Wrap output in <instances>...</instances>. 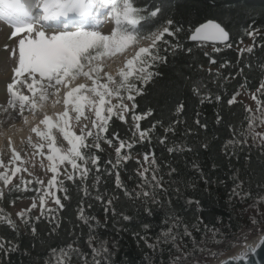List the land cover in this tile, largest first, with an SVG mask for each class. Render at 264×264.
Here are the masks:
<instances>
[{
    "label": "trees",
    "instance_id": "trees-1",
    "mask_svg": "<svg viewBox=\"0 0 264 264\" xmlns=\"http://www.w3.org/2000/svg\"><path fill=\"white\" fill-rule=\"evenodd\" d=\"M134 3L149 12L160 6L162 12L145 21L141 30L151 31L170 18L181 31L164 39L171 45L179 43L180 47L173 50L169 44H158L160 54L167 55V62L157 64L153 69L157 75L143 85L142 94L132 101L136 107L127 112L125 120L114 116L99 141L100 149H92L100 157V172L89 164L93 170L83 184L78 179L73 183L60 177L67 189V193H56L64 205L62 209L54 204L49 207L55 212L42 214L32 208L25 217L15 218L13 206L24 199L40 198L43 189L36 181L27 185L28 191H23V187L8 191L12 185L4 189L0 217L10 218L16 228L13 230L0 221V238L19 247L8 251L5 244L0 249V264H45L46 260L51 264L49 249L65 247L77 236L79 244L74 247H80L90 258L91 250L85 243L89 228L78 218L81 207L86 217L95 218V222L90 220L93 235L108 241L113 252L111 264H206L264 231V89L257 91L264 83V31H258L264 29V0H134ZM207 20L219 22L228 31V44L191 41L194 30ZM253 30L250 45L242 48L251 51L241 53L238 46L251 39L247 33ZM164 48L169 51L164 52ZM243 89L256 95L254 109L239 95L235 103H228ZM257 100L261 102L259 106ZM181 104L183 109L177 112ZM134 115L144 118L135 121ZM247 116L252 117L250 128ZM137 123L139 130L135 127ZM230 129L241 131L246 143L226 154L223 145L232 139ZM142 130H149L148 137L139 141L138 133ZM109 139L111 145L106 142ZM120 141L133 144L131 149L121 150V155L128 154L131 158L112 170L107 162H116ZM87 143L91 145L94 140L88 138ZM169 148L174 150L169 152ZM149 151L155 153L161 165L167 189L157 198V204L149 205L151 213L139 199H129L115 185V171H119L127 189H136L139 183L136 170L140 167L136 161L143 164V154ZM95 176H99V184L94 189ZM84 188L90 195L84 194ZM97 193L114 199L115 216L111 211L105 214V205L94 198ZM121 213L130 219L123 220ZM38 216L39 221L35 220ZM170 217H178L181 225L187 224L195 239H177V247L171 241L156 244L161 230L168 227L163 221L171 223ZM28 218L30 223H25ZM140 237H148L147 243L156 244L155 249L147 247ZM71 264L79 261L73 257Z\"/></svg>",
    "mask_w": 264,
    "mask_h": 264
},
{
    "label": "snow or ice",
    "instance_id": "snow-or-ice-1",
    "mask_svg": "<svg viewBox=\"0 0 264 264\" xmlns=\"http://www.w3.org/2000/svg\"><path fill=\"white\" fill-rule=\"evenodd\" d=\"M144 12H147V15H144ZM161 12L160 6H156L150 12L146 8H138L134 0H0V18L6 19L14 29L11 37L26 33L18 41V65L14 68L12 82L7 84V91L11 95V99L8 101L9 106L17 109L18 115L27 122V117L23 116L25 110L42 111L44 102L49 99L50 95L59 94L61 86L67 89L63 95L64 110L52 115L44 113L39 123L31 129L40 138V142L33 143L32 147L38 150L37 154L47 159L49 162L48 171L53 174L47 182L46 190L40 196L42 214L44 211L50 214L56 211L51 207H45L48 198H51L60 209L64 207L60 197L56 195L57 192L67 193V189L63 187L65 180L60 179L62 167L65 179L73 183L77 179L82 184L87 180L89 172L93 170L89 164L94 166L95 172H100V157L95 155L92 149H100L99 141L102 139V134L107 132L108 124L114 116L119 120H125L124 114L129 111V104L125 103V100L134 101L137 95H141L143 85L147 84L154 75H157L153 69L157 64L167 62L168 57L160 54L161 48L158 47V44L160 42L169 44L173 50L180 47L179 43L171 45L164 39L166 35L175 37L181 31V28L175 26V22L170 18L151 31L141 30L140 26L145 21L156 18ZM54 21L60 22L57 27L62 30L47 32L45 29L52 28L51 22ZM109 22L113 24L112 29L107 33L101 31L100 29ZM69 25L75 30H68ZM254 34L255 30L247 33L249 36ZM145 39L150 43L147 46H139L141 40ZM190 39L227 41L229 33L220 23L207 20L195 29ZM134 45L138 46L137 49L130 58L126 59L117 75L104 72L107 59L124 53ZM5 47L7 48V45ZM245 50L251 51V48L241 49V53ZM163 51L168 52L169 48H164ZM188 51L190 52L191 49ZM16 54L17 50L14 48L12 55ZM80 77L86 78L91 83L72 86L73 82ZM21 89H26L29 94H25ZM262 89H264V83L257 91ZM194 91L198 92L199 90L194 89ZM236 95H239V91L228 101L229 104L236 102ZM252 98L256 100V95L253 94ZM113 100H116V103H113ZM260 103L257 100L258 106ZM135 107L136 105L133 103L132 108ZM86 109L95 117L90 121L91 127L87 122L81 123L82 120H89V116L85 114ZM182 109L183 105L181 104L178 106L177 112ZM245 111L251 113L250 108H246ZM143 118L139 115L132 117L135 121ZM245 119L249 122L250 128L252 117L247 116ZM196 123L198 124L199 121L197 120ZM77 125L80 126L79 134L73 130ZM135 127L138 130L140 128L138 123ZM154 127L155 125H153ZM53 130H56L67 142V148L57 144ZM230 130L233 132L232 139L225 141L223 145L226 154H229L232 148L238 147L241 143H246L241 131ZM148 132L149 130L139 131V141H144L148 137ZM237 136H240L241 139L237 140ZM88 138H92L94 143L88 144ZM29 142H32L31 137H29ZM106 142L109 145L112 143L110 139ZM163 142L164 140L161 139L160 143ZM125 147L131 149L133 144L120 141L119 147L116 148V162L114 164L112 161L107 162L111 165L112 170L117 169L122 162H127L131 158L128 154L121 155V150ZM173 150L172 148L168 149L169 152ZM12 152L13 156L7 165L0 158V169H4L0 171V182L5 188L12 185L13 178L18 174L28 172L27 167H22L25 161L20 152L15 148L12 149ZM143 162L141 164L139 160L136 161L137 164H140L136 170V175L139 177L136 189L131 191L127 189L120 180L119 171H115V185L129 199H139L140 203L145 206V210L151 213L149 205L157 204L159 202L157 198L162 193H166L167 189L164 187V176L161 174V165L157 163L155 153L145 152ZM20 181V184L12 185L8 191L20 190L21 184H23V191H28L27 185L32 181H25L22 176ZM36 183L44 185V181L39 179L36 180ZM98 184L99 176H95L94 189ZM34 191H39V189H34ZM83 191L85 195H90L87 188H84ZM4 196L5 190L0 188V200ZM94 198L105 205V214L109 211L113 216L117 214L113 198H105V195L100 193H97ZM116 199L118 200V197ZM36 207L37 204L33 203L30 208L22 210L17 215L23 218L26 212H31V209ZM88 207L91 208V205L89 204ZM120 215L123 220L130 219L122 213ZM78 218L89 228L85 243L91 250V257L89 258L88 254L83 252L80 247H74L79 244L80 237L77 236L65 247L49 249L51 264H71L73 257L79 261V264H111L110 257L113 252L108 248V241L98 239L93 235L95 230L90 220L95 222V218L86 217L83 207L79 209ZM39 219V216L35 217V220L39 221ZM169 219L172 221L171 223L169 220L163 221L168 227L166 230H161L156 244L171 241L173 247H177L175 244L177 239H183V237L195 239L189 231V226L181 225L178 217ZM30 220L31 218H28L24 222L30 223ZM0 221L15 230L16 226L10 218L0 217ZM199 222L202 223V221ZM56 227L59 225L57 224ZM181 227L182 232L180 231ZM195 227L193 225V228ZM174 229L177 231L174 232ZM31 230L35 234V227H32ZM140 238L145 241L147 247L155 249L156 244L147 243L148 237ZM5 244L9 246L8 251H15L19 247L13 245L10 240L5 241L0 238V249H4ZM259 245H264V236L258 241L257 246ZM252 251L255 252L256 249H252ZM239 259H246V257L241 254ZM45 264H49V261L46 260ZM223 264H227V262H223Z\"/></svg>",
    "mask_w": 264,
    "mask_h": 264
},
{
    "label": "rangeland",
    "instance_id": "rangeland-1",
    "mask_svg": "<svg viewBox=\"0 0 264 264\" xmlns=\"http://www.w3.org/2000/svg\"><path fill=\"white\" fill-rule=\"evenodd\" d=\"M55 23L56 24H52L53 25L52 28H50V29L46 28L45 30L47 32L62 30L61 28L57 27V25L60 22L59 23L55 22ZM112 27H113V24L111 22H109V23L105 24L103 26V28H101L100 30L107 33L112 29ZM13 30H14L13 27L7 23L6 19L0 18V95L5 94V96H6V97L4 96L5 99L2 102L0 101V126H1V123H3L2 121H3L4 114L7 112V111H5V109L8 110L9 108H11L8 104V101L11 99V95L7 91V84L12 82V77L14 75V68L17 67V65H18V41L20 38H22L23 35H26V33H24V34L18 35L16 37H11V33ZM68 30H75V29L71 25H69ZM258 31H264V29H259ZM253 36H251L250 40L243 41L238 46L239 49H242L244 47L249 46ZM149 43H150V41L147 39L141 40L139 46H147ZM5 45H7V48L5 47ZM137 47L138 46L134 45L131 48H129L128 50H126L124 53L117 54L115 57L107 59L105 61L104 72H108V73H111L113 75H117L118 70L121 67H123V65H124L123 63L126 61V59L130 58L134 54V51L137 49ZM14 48L17 50V54L15 56L12 55V50ZM127 55H129V56H127ZM123 57H126V58L124 59ZM117 79H119L118 76H117ZM80 83L90 84L91 81H88L84 77H80L76 81L73 82L72 86H75V85L80 84ZM21 90L24 91L25 94H29V93H27L26 89H21ZM49 91L51 92L52 90H49ZM66 91H67V89H65L61 86L60 93L57 94V99H58L57 101H59L57 103H58L59 109H60L59 112L64 110L63 95ZM253 94H254L253 91H247V90L243 89L241 91V93L239 94L238 98L245 101L252 109H254L256 107V100H254L252 98ZM53 97L54 96H52V95L49 96V98H53ZM113 103H116V100H113ZM125 103L129 104V110L132 109V101L125 100ZM10 110H12V109H10ZM85 114L87 116H89V120L88 121L82 120L81 123L87 122L89 124V127H91L90 121H91V119H94L95 117L93 114L89 113L87 111V109L85 110ZM126 114L127 113H125L124 115L126 116ZM17 122H20V120H17ZM73 130L77 134H79L80 126L79 125L75 126ZM53 133H54V135H56L57 144L59 146L67 148L68 144L65 140H63V137L56 130H54ZM29 137H31V141H32L31 143L29 142ZM37 142H40V138L37 137V139H36L35 137H33V134H32V135H28L26 138H24L17 147H13L16 149V151L20 152L22 159L25 161V163L22 165V167H27L28 172H21L15 178H13L12 185L20 184L21 183L20 177L22 176L25 181L31 180L33 182V181H36L37 179L44 181V185H39V184L38 185L43 189V191L46 190L47 182L49 179H51L53 174L50 171H48L49 162L47 161V159L44 158L43 156L37 154L38 150L34 149L32 147V144L37 143ZM10 143L12 145V142H10ZM6 144H7V142H5L4 147L3 146L0 147V158H2L4 163L7 165L8 161L13 156V152L12 151L8 152L6 150H3V149H5ZM45 152H47V149H45ZM17 163H19V162H17ZM68 167H69V171H71L70 166H68ZM3 170L4 169H0V171H3ZM63 171H64V168L62 167L61 168L62 175L60 176L61 178H65L63 175ZM21 187H23V184H21ZM0 188L5 189V186L3 185L2 182H0ZM33 203L37 204V207L34 208L36 210V212L37 213L40 212L41 211L40 198H31V199L21 200L17 204H15L12 208V214L15 216V218H17L18 217L17 213L21 212L22 210L30 208ZM52 205H54L52 199L48 198L47 204L45 207H49ZM255 229H257V227H255ZM262 232H264V231H262ZM260 233L253 235L250 239H247L246 241L253 239L255 236H258ZM240 245H243V244H240ZM237 246H239V245H237ZM219 258L220 257L215 258L213 260H210L206 264L213 263L215 260H217Z\"/></svg>",
    "mask_w": 264,
    "mask_h": 264
},
{
    "label": "bare ground",
    "instance_id": "bare-ground-1",
    "mask_svg": "<svg viewBox=\"0 0 264 264\" xmlns=\"http://www.w3.org/2000/svg\"><path fill=\"white\" fill-rule=\"evenodd\" d=\"M55 22L59 23V21H54V23H51L56 24ZM123 58L125 59L126 57ZM4 96L5 94L0 95L1 102L5 99L6 96ZM57 100V95H55L53 98H49L44 102V108L42 111L37 110L36 112H32L25 110L23 116L27 117V122L24 121V118L22 116L18 115L17 109L9 108L3 116V123H1L0 126V147H4L5 142H7L5 149L3 150L10 152L12 151L13 147H17L20 142L28 135L33 134V137L37 139V136L31 131V129L39 123V121L43 118L44 113L52 115L53 113H57L60 111L59 105L56 102ZM17 120H20V122H17ZM10 142H12V145ZM260 238L261 237L256 238L255 240L250 241V243L243 248H239L233 254L234 257L237 258L238 256H241V254L246 251L249 246L250 248H254L255 246H257ZM220 262L214 264H219Z\"/></svg>",
    "mask_w": 264,
    "mask_h": 264
},
{
    "label": "water",
    "instance_id": "water-1",
    "mask_svg": "<svg viewBox=\"0 0 264 264\" xmlns=\"http://www.w3.org/2000/svg\"><path fill=\"white\" fill-rule=\"evenodd\" d=\"M194 32H195V30H194ZM194 32L191 34V36L194 34ZM191 41H193V42H203V43H208V44L225 45V44L229 43L230 37H229V39L227 41H219V40H212V39H197V40H192L191 39ZM262 236H264V232H261L258 236H255L251 240L245 241L243 243V245H239V246L235 247L232 251L227 252L226 255L220 257L219 259L215 260L213 263H210V264H214V263H217V262H220V261L221 262L219 264H223V262H227V264H264V245L255 246L254 248H250V246H249L246 249V251H244L242 253L246 257V259H239L240 256L235 258L234 255H233L239 248H243L244 246L249 244L250 241L255 240L256 238H259V237H262ZM252 249H256V251L253 252Z\"/></svg>",
    "mask_w": 264,
    "mask_h": 264
}]
</instances>
